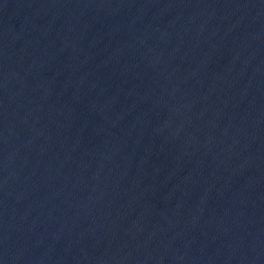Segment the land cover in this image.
<instances>
[{
    "label": "water",
    "instance_id": "obj_1",
    "mask_svg": "<svg viewBox=\"0 0 264 264\" xmlns=\"http://www.w3.org/2000/svg\"><path fill=\"white\" fill-rule=\"evenodd\" d=\"M0 264H264V0H0Z\"/></svg>",
    "mask_w": 264,
    "mask_h": 264
}]
</instances>
